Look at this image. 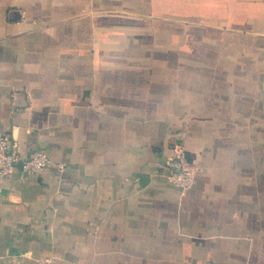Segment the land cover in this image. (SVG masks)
<instances>
[{
    "label": "crops",
    "instance_id": "1",
    "mask_svg": "<svg viewBox=\"0 0 264 264\" xmlns=\"http://www.w3.org/2000/svg\"><path fill=\"white\" fill-rule=\"evenodd\" d=\"M4 135L0 264H264V0H0Z\"/></svg>",
    "mask_w": 264,
    "mask_h": 264
},
{
    "label": "built area",
    "instance_id": "2",
    "mask_svg": "<svg viewBox=\"0 0 264 264\" xmlns=\"http://www.w3.org/2000/svg\"><path fill=\"white\" fill-rule=\"evenodd\" d=\"M51 163L47 152L33 150L25 153L19 139L13 135L0 138V190L6 180L17 172L36 175L42 173ZM59 168H63L59 166ZM161 168L166 171L169 179L183 191L191 189L196 181L197 168L193 167L188 158L187 147L184 142L174 144L172 153L162 163Z\"/></svg>",
    "mask_w": 264,
    "mask_h": 264
}]
</instances>
